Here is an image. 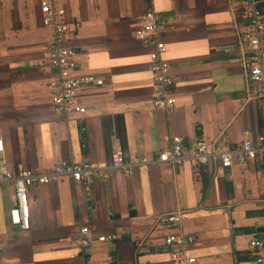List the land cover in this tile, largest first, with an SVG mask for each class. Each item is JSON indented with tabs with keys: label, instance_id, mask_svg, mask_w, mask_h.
I'll return each mask as SVG.
<instances>
[{
	"label": "crops",
	"instance_id": "0c3cea01",
	"mask_svg": "<svg viewBox=\"0 0 264 264\" xmlns=\"http://www.w3.org/2000/svg\"><path fill=\"white\" fill-rule=\"evenodd\" d=\"M40 1L0 0V158L13 173L84 155L108 164L116 147L124 160L154 158L171 135L232 147L243 130L252 140L261 132L259 105L246 98L239 0H52L64 9L79 72L103 79L83 93L81 116H63L48 101L53 73L43 57L51 32ZM257 3L264 11V0ZM147 10L164 23L170 111L150 103V48L133 35ZM202 168L193 176L187 162L153 163L103 180L61 176L34 185L26 228L11 223L12 185L0 183V264H171L161 238L175 231L196 234L186 249L193 264H250L249 240L264 237L255 231L264 228V160L224 168L211 158ZM174 210L184 216L165 223ZM80 225L114 238L80 250L70 242Z\"/></svg>",
	"mask_w": 264,
	"mask_h": 264
},
{
	"label": "built area",
	"instance_id": "2783aa9c",
	"mask_svg": "<svg viewBox=\"0 0 264 264\" xmlns=\"http://www.w3.org/2000/svg\"><path fill=\"white\" fill-rule=\"evenodd\" d=\"M237 5L242 14L241 61L244 77L250 83L246 89V98L258 103L262 119V130L255 140L250 139L248 129L243 130L241 141L232 147L224 143H209L203 139L190 143L184 141L180 135H171L166 147L158 151L154 158L139 156L132 160H124L122 149L116 147L108 164L91 162L84 155L78 161L60 162L44 170L23 168L16 173L10 171L4 159L0 158V183H10L13 189L14 204L8 211L11 223L26 228L28 189L61 176H66L72 181L103 180L110 172L116 170L127 175L140 165L167 163L176 166L183 162H187L191 174L197 176L211 158H216L219 165L224 168L229 167L234 161L242 163L254 158L264 160V11L259 7L257 0H239ZM39 11L41 24L51 32L50 39L45 43L43 57V64L53 73L45 85L48 101L52 109L63 116L70 114L81 116L86 110L83 93L100 87L103 79L93 74L79 72L75 52L67 44L71 28L65 19L64 9L55 5L52 0H41ZM163 26L160 14L147 10L139 16L133 35L150 48L147 65L153 89L150 103L156 109L170 111L174 103L172 93L174 78L169 73L168 61L164 57L165 44L161 37ZM91 107L96 106L92 104ZM183 216V212L174 210L163 215L162 220L168 224H176ZM113 238L112 233H102L86 225H80L70 242L82 250L94 242L110 241ZM195 239L196 234L183 231L168 232L162 236V244L167 248L171 264L194 263V257L187 255L186 249ZM248 250L252 256L250 264H264V237L250 239Z\"/></svg>",
	"mask_w": 264,
	"mask_h": 264
},
{
	"label": "water",
	"instance_id": "95a60500",
	"mask_svg": "<svg viewBox=\"0 0 264 264\" xmlns=\"http://www.w3.org/2000/svg\"><path fill=\"white\" fill-rule=\"evenodd\" d=\"M262 230H264V228H257L255 231H262Z\"/></svg>",
	"mask_w": 264,
	"mask_h": 264
}]
</instances>
